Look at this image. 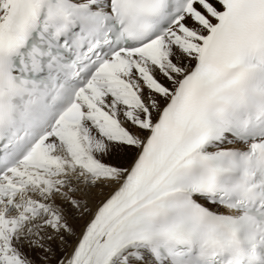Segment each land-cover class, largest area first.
<instances>
[{
	"label": "snow or ice",
	"instance_id": "snow-or-ice-1",
	"mask_svg": "<svg viewBox=\"0 0 264 264\" xmlns=\"http://www.w3.org/2000/svg\"><path fill=\"white\" fill-rule=\"evenodd\" d=\"M0 264H264V0H0Z\"/></svg>",
	"mask_w": 264,
	"mask_h": 264
},
{
	"label": "bare ground",
	"instance_id": "bare-ground-1",
	"mask_svg": "<svg viewBox=\"0 0 264 264\" xmlns=\"http://www.w3.org/2000/svg\"><path fill=\"white\" fill-rule=\"evenodd\" d=\"M82 223V222H81Z\"/></svg>",
	"mask_w": 264,
	"mask_h": 264
}]
</instances>
